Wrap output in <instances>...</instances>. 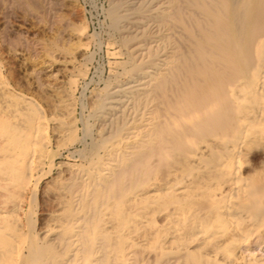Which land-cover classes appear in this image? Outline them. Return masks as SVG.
<instances>
[{
  "label": "bare ground",
  "instance_id": "bare-ground-1",
  "mask_svg": "<svg viewBox=\"0 0 264 264\" xmlns=\"http://www.w3.org/2000/svg\"><path fill=\"white\" fill-rule=\"evenodd\" d=\"M89 3L129 59L77 113L0 65V264H264V0Z\"/></svg>",
  "mask_w": 264,
  "mask_h": 264
},
{
  "label": "rangeland",
  "instance_id": "rangeland-1",
  "mask_svg": "<svg viewBox=\"0 0 264 264\" xmlns=\"http://www.w3.org/2000/svg\"><path fill=\"white\" fill-rule=\"evenodd\" d=\"M18 1L19 3H15ZM18 1L0 0V65L5 78L12 86L15 85V90L39 99L50 110L57 95L69 86L73 91L77 113V100L82 88L87 85L84 97L88 99L90 93H105L103 81L112 84L114 79L124 76V72L120 70L124 64L122 62L129 59V53L114 38L109 40L103 32L100 34L102 39L100 38L101 48L98 52L91 36L92 32H97L98 24L89 0ZM94 2L97 6L107 5L108 0ZM113 48L115 54L111 53ZM96 62L103 66L102 80L98 78L97 71L93 70L98 65ZM115 72L119 73L112 76ZM77 142L75 147H79ZM65 157L68 158L69 153L64 150L59 160H65ZM252 157L258 161L260 154L255 153ZM40 200L38 197L39 208L42 207ZM252 241L253 252L258 257H264L262 236L259 235Z\"/></svg>",
  "mask_w": 264,
  "mask_h": 264
}]
</instances>
